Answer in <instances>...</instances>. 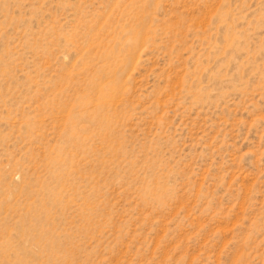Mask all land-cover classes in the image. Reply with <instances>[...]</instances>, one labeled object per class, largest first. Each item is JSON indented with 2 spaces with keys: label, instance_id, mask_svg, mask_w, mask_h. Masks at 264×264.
I'll list each match as a JSON object with an SVG mask.
<instances>
[{
  "label": "rangeland",
  "instance_id": "1",
  "mask_svg": "<svg viewBox=\"0 0 264 264\" xmlns=\"http://www.w3.org/2000/svg\"><path fill=\"white\" fill-rule=\"evenodd\" d=\"M0 264H264V0H0Z\"/></svg>",
  "mask_w": 264,
  "mask_h": 264
}]
</instances>
